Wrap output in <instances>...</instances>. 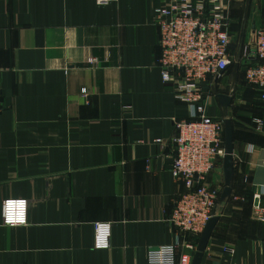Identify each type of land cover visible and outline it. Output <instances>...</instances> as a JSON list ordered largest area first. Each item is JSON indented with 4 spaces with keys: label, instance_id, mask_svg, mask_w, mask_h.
<instances>
[{
    "label": "crops",
    "instance_id": "crops-1",
    "mask_svg": "<svg viewBox=\"0 0 264 264\" xmlns=\"http://www.w3.org/2000/svg\"><path fill=\"white\" fill-rule=\"evenodd\" d=\"M165 3L0 0V264H148V249L177 241L196 244L193 259L202 244L201 264H264V129L253 121L264 101L243 56L264 0L229 1L233 63L203 84L224 140L231 122L233 172L228 184L222 158L210 174L220 198L199 238L170 221L185 189L172 172L175 120L189 109L157 63ZM10 198L29 201L27 225L3 223ZM96 222L111 223L110 249L94 247Z\"/></svg>",
    "mask_w": 264,
    "mask_h": 264
},
{
    "label": "built area",
    "instance_id": "built-area-1",
    "mask_svg": "<svg viewBox=\"0 0 264 264\" xmlns=\"http://www.w3.org/2000/svg\"><path fill=\"white\" fill-rule=\"evenodd\" d=\"M106 2L107 0H99ZM230 0H166L156 9L154 24L159 30L161 54L157 63L165 83L175 87V97L189 109L175 120V148L172 172L185 189L173 202L170 221L182 234L200 236L212 221L220 190L208 184L210 174L225 156L224 121L208 112L206 81L222 77L233 63L230 33ZM251 59L245 70L247 83L260 92L264 101V27L255 31L254 41L244 48ZM90 64L96 61L90 58ZM212 79V80H211ZM256 129H264V118H254ZM257 199L261 194L255 195ZM254 216L264 222V206L254 205ZM29 222V201L10 198L3 202V223L23 226ZM94 247L110 249L112 225L94 224ZM197 246L172 243L147 251L148 264H193Z\"/></svg>",
    "mask_w": 264,
    "mask_h": 264
},
{
    "label": "water",
    "instance_id": "water-1",
    "mask_svg": "<svg viewBox=\"0 0 264 264\" xmlns=\"http://www.w3.org/2000/svg\"><path fill=\"white\" fill-rule=\"evenodd\" d=\"M222 97V96H221ZM225 99H228L227 97H222ZM229 100V99H228ZM224 172L226 176V181L229 184L232 179V172H233V142H232V128H231V122L229 120L225 121V157H224ZM230 192V186L228 185L226 187V190L224 191L223 197L227 196ZM211 223V222H210ZM207 226L204 233L208 231V228L210 226ZM203 246L200 244L199 250L193 259V264H201L202 258H203Z\"/></svg>",
    "mask_w": 264,
    "mask_h": 264
},
{
    "label": "trees",
    "instance_id": "trees-1",
    "mask_svg": "<svg viewBox=\"0 0 264 264\" xmlns=\"http://www.w3.org/2000/svg\"><path fill=\"white\" fill-rule=\"evenodd\" d=\"M186 235H189V234H187V233H185ZM194 237H197V238H199V236H194Z\"/></svg>",
    "mask_w": 264,
    "mask_h": 264
}]
</instances>
